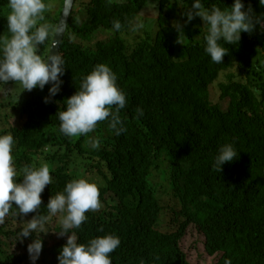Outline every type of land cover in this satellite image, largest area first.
Returning a JSON list of instances; mask_svg holds the SVG:
<instances>
[{"label": "trees", "instance_id": "obj_1", "mask_svg": "<svg viewBox=\"0 0 264 264\" xmlns=\"http://www.w3.org/2000/svg\"><path fill=\"white\" fill-rule=\"evenodd\" d=\"M64 1L47 14L49 23L57 26ZM193 2L158 0L155 37L130 48L121 35L127 26L115 31L112 22L139 16L148 0H88L87 15L79 22L74 19L75 1L60 51L66 61L60 92L45 103L50 88L24 90L20 97L14 91L1 103L9 109L11 125L0 135L14 136L17 169L39 167L37 158L47 149L55 150L47 155L55 166L50 168L52 184L41 193V208L19 216L13 205L0 224V264H32L28 244L36 234L20 240L22 226L14 227V221L37 212L48 215L49 199L80 174L97 184L102 207L86 213L88 220L74 231L81 243L118 235L121 245L110 254L113 264H200L191 261L181 242L192 227L204 237L208 264H224L226 259L232 264H264V30L257 25L252 33L242 32L238 44L224 45L228 53L223 63H215L205 51L206 29L186 24L179 35L173 27L175 21H186L184 12L177 15L173 7ZM234 2L204 0L206 7L230 8ZM244 4L264 14L260 0ZM7 12L8 0H0V35L8 34ZM101 29L115 34L89 45ZM53 37L40 46L42 55H49ZM99 63L113 68L126 93L127 104L119 114L127 131L116 135L108 121H101L87 136L66 137L59 131L58 113ZM233 67L239 72L229 71L219 82V99L227 101L223 107L212 97L211 86ZM97 139L98 148L86 145ZM225 143H232L240 154L217 172L212 164ZM78 158L80 170L72 168ZM163 194L169 195L167 202ZM41 237L43 250L36 264H58L67 236L53 243L46 234Z\"/></svg>", "mask_w": 264, "mask_h": 264}, {"label": "clouds", "instance_id": "obj_2", "mask_svg": "<svg viewBox=\"0 0 264 264\" xmlns=\"http://www.w3.org/2000/svg\"><path fill=\"white\" fill-rule=\"evenodd\" d=\"M157 3L158 0L155 3L148 0L146 7L158 12ZM260 4L264 5V0H260ZM53 7L52 0H8V34L0 35V85L6 86L9 81H14L20 89L15 93L18 97L24 90L31 91L37 87L43 90L51 84L49 96L45 97V103H48L61 90L66 61L59 52L50 55L40 52V46L60 31L47 19ZM183 15L187 20L183 23L175 21L173 27L181 35L185 33L187 23L200 17L206 26L205 51L215 63H223L228 53L224 45L238 44L242 32L252 33L257 25L264 30V14L257 15L251 5L245 9L244 0H235L230 8L215 4L206 7L204 0H194ZM125 25L130 32L136 33L144 28V21L135 16L126 18L125 23L120 19L112 22L115 31L122 30ZM178 42L182 43L179 39ZM0 94H13V88L4 87L0 89ZM126 104V93L118 84L117 73L110 65L99 63L83 77L78 90L67 98L65 110L58 113L59 131L66 137L87 136L96 130L99 122L108 121L115 134L121 135L127 128L119 113ZM137 112L143 115V109L138 108ZM99 145L97 139L91 146L98 148ZM15 146L16 140L11 133L0 135V224L5 222L13 205L18 209L16 214L19 216H27L40 209L43 205L41 193L53 182L50 166L46 163L39 167L26 165L22 171L18 170L14 158ZM239 154L232 143L221 145L212 168L223 172L224 164L236 160ZM46 207L48 215L37 212L26 220L19 233L20 240L36 234L28 244L32 264H36L42 254L41 234L49 232L47 222L58 213L63 214L58 233L61 237L67 236V242L58 255V264H113L110 254L121 245L118 235L108 233L81 243L74 231L88 220L86 213L102 207L96 183L85 178L73 179L63 191L49 199ZM224 264H232V260L226 259Z\"/></svg>", "mask_w": 264, "mask_h": 264}, {"label": "rangeland", "instance_id": "obj_3", "mask_svg": "<svg viewBox=\"0 0 264 264\" xmlns=\"http://www.w3.org/2000/svg\"><path fill=\"white\" fill-rule=\"evenodd\" d=\"M88 0H78V3L76 5V13L74 14V19L75 21H82L83 19H85L87 12H86V5H87ZM153 2L155 3L156 0H153ZM52 3L54 5V11L58 10L62 4V0H52ZM191 7V4H182V5H176L173 7L174 13H176L177 15L182 14V12H186L188 10V8ZM140 18L144 21V28L136 33L130 32L129 30L124 31L121 33V35L123 36V38L126 40V42L129 44L130 48L134 47L138 42H140L142 39L151 36V37H155V34L158 30V22H157V12L152 11L149 8H145L144 11L139 15ZM176 20V18H174V21ZM187 20V17H186ZM189 27L193 28V29H201V30H205L206 26H204V22L200 17H195L191 22L187 23ZM115 34L114 30L111 29H101L99 30L95 35H94V39L89 43V45H94L95 42L97 40L100 39H108L110 37H112ZM197 37H200V33L196 35ZM80 40V39H78ZM81 41V40H80ZM86 44H88V42H84ZM232 71L233 73H238L239 72V68L237 67H233L230 70H226L224 72L221 73L220 77L217 79V81L215 83H213V85L211 86V94L212 97L214 98V100L219 101L220 99V89H219V82H221L222 80H224L226 78V74ZM4 87H6L7 89H12L13 88V93L14 91L19 92L20 89L18 86L15 85V82H12L11 84H9V86H0V89H3ZM51 84H48L44 87L43 90L40 89L41 92H44L46 89L50 88ZM23 93V92H22ZM21 93V94H22ZM1 97H3L2 99L0 98V130L4 129V128H8L10 127L11 123L9 121V119L6 117V113H9V109L2 107L1 103H6L8 102V100L11 98V96H13V94H8V95H2L0 94ZM221 104L223 105V107H226L227 105V101L226 100H220ZM92 142L91 143H86L87 146H89V148H91L92 146ZM55 150H49L47 149L45 152H43L41 155L38 156L37 160L39 162V164H48L50 166V168L54 167L55 164L54 162L50 161L47 159V155L50 153H54ZM80 160H82L81 158H78L77 162H74L72 165L73 169H78L80 170L81 166H80ZM155 176H161L160 172L157 171L154 173ZM79 178H85L87 179V177H85V175L80 174ZM159 180H161L159 178ZM168 196L166 194H163L164 202L168 201ZM167 215L163 218V225H166L168 223L169 220V213L171 212L170 210L167 211ZM63 214H57L56 216L51 217V219L47 222V228L49 230L48 233H46V236L49 238L50 243H53L54 241H56L57 239H60L61 236L58 233L57 227L61 226L60 221H61V217ZM31 218H27L24 220H15L14 221V227L17 226H23L26 223V220H30ZM64 237V236H63ZM203 240L204 237L201 233L198 232V230L194 227H192L191 229H189V231L187 232L186 236L183 238L182 245L184 246V248L186 249V251L189 254V257L191 258V261L194 263H200L203 264V262H206L207 264L211 262V257L208 256L205 252H204V248H203ZM4 249L7 252L11 251V248L9 246H5Z\"/></svg>", "mask_w": 264, "mask_h": 264}, {"label": "water", "instance_id": "obj_4", "mask_svg": "<svg viewBox=\"0 0 264 264\" xmlns=\"http://www.w3.org/2000/svg\"><path fill=\"white\" fill-rule=\"evenodd\" d=\"M76 0H68V3L63 4L62 7V12L61 15L59 17V21L57 24L59 31V34L54 35L53 37V41L50 47V51H49V55L53 52V53H58L60 54L61 51V45L64 39V36L66 34V30L70 21V17L73 11V7L75 4ZM58 44L57 46L53 47V45ZM53 48V49H52Z\"/></svg>", "mask_w": 264, "mask_h": 264}]
</instances>
